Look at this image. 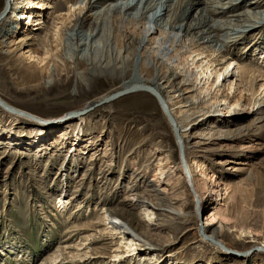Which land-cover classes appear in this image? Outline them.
I'll return each instance as SVG.
<instances>
[{
  "label": "rangeland",
  "instance_id": "1",
  "mask_svg": "<svg viewBox=\"0 0 264 264\" xmlns=\"http://www.w3.org/2000/svg\"><path fill=\"white\" fill-rule=\"evenodd\" d=\"M23 1L0 0L5 18L0 30L9 34L1 41L0 33V97L24 113L13 115L0 106V264H264V112L252 115L243 107L237 109L239 122L246 125L240 133L204 137L206 144L199 146L192 145L193 136L186 138L187 162L195 178L192 186L181 166L172 128L147 91H131L95 105L72 129L76 118L68 113L134 82L132 61L141 24L121 26L117 15L100 14L101 21H115L119 39L130 50L122 68L113 67L112 57L108 58L112 65L104 66L108 26L99 24V45L87 49L86 55V45L73 40V47L79 45L73 50L67 40L81 8L78 0H71L73 7L66 0L30 6L38 24H32L30 16H20ZM198 1L172 0L170 4L176 10L182 3L181 8L190 12ZM251 1L234 0L230 12L221 10L215 19L221 22ZM166 4L157 0L151 11ZM93 5L99 8L100 2L81 13L89 17L83 31L96 25ZM254 6L242 20L232 21L235 25L229 34H224L225 26L219 31V42L227 50L205 51L210 58L224 53L259 71L251 83L243 81L231 90L236 98L242 89L249 104L264 81L260 78L264 73V0ZM150 17L147 12L141 20ZM17 20L28 23V28L9 31ZM29 31L31 38L16 47L18 35L25 38ZM214 45L217 49L218 44ZM27 48L35 49L34 56L43 61L30 60ZM33 71L36 78L30 80ZM220 90L227 92L224 85ZM180 104L174 105L176 111ZM196 106L191 105V111ZM254 117L258 119L253 122ZM186 121L190 125L192 117ZM203 172L214 174L216 190L223 182L224 198L214 200L213 196L208 203ZM135 191L156 208L148 215L142 207H132L135 218L148 229L126 246L128 240L122 234L101 230L99 217L103 204L130 198ZM60 195L68 197L64 207H58ZM210 209L215 213L213 226L220 230L218 239L203 232ZM220 210L226 217L217 214Z\"/></svg>",
  "mask_w": 264,
  "mask_h": 264
},
{
  "label": "bare ground",
  "instance_id": "2",
  "mask_svg": "<svg viewBox=\"0 0 264 264\" xmlns=\"http://www.w3.org/2000/svg\"><path fill=\"white\" fill-rule=\"evenodd\" d=\"M155 1L157 0H136L132 3L123 0H78L77 3L81 4V8L75 16L72 28L67 33V40H69L73 50L79 46L77 44L73 47L72 44L75 43L73 40L79 41L80 45H86L83 53V55H86L85 52H87V49L89 50L92 48V50H95L99 45L98 41L101 38V33L99 34V24L102 23V28L105 25L108 26V33L105 39L107 58L102 60H104V66L114 64L113 67L117 66L122 68L126 61L130 59V50L125 42L119 39V30L113 27L115 21H111V19L107 22L103 20L101 21V19H99L100 14L106 12L109 17L117 15L121 26L126 23L136 24L138 22L141 24L139 31L141 35L137 37L132 61L134 82L129 85L138 83L148 85L162 98L164 106L174 121L173 126L169 121L168 122L174 135L176 133L174 137L176 139L175 143L179 149L181 166L193 186L195 178L191 172L189 163L187 162L186 154L189 152V143L186 141V138L193 136L196 140L193 141L192 145L199 146L201 144H206L202 141L204 137L209 138L218 135H228L232 132L240 133L246 129V125L239 122L238 119L241 112L237 109L243 107L244 112L252 113V115L262 114L264 112V81L260 83L259 91L255 93L252 104H249V102L244 100L241 92L242 89H239V95L236 98L231 94L232 89H238L237 85L239 83H242L243 81L251 83L254 79V74L259 71L248 65L240 64L235 57H224L227 55L224 53L218 58L217 54L215 57L210 58V54H213L218 49L224 48L227 50V46L219 42V31L223 30V26H225L224 30H227L224 34H229L228 30L232 29V25H235L236 22L242 20V16L250 10H253L255 8L254 5L260 0H252L246 9L231 12L226 15L225 20H220L221 22L215 19V14H219L221 10L226 13L230 12L234 0H224L222 3H216L213 0H200L190 12L181 8L182 3H177V5H179L176 10H174L173 4H170L172 0H163V2L167 3L165 8L162 6L156 7L151 11L150 6ZM23 2L24 6L22 8L24 10H21L22 12H20V16L25 17L26 19L30 16L32 24H38L40 22L39 18H34V16H32L33 10H31L30 6L43 7L44 5H49L48 2H45V0H25ZM66 2L71 3L70 7H73L75 4L71 0H66ZM97 2H100V5L98 6L99 8H97L96 5H93L94 7L96 6V9L94 10L92 17L96 25L93 29L83 31L81 28L87 24L89 17L81 13L86 6H90ZM137 4H139V7L134 11L133 9ZM25 10L30 11L27 13ZM68 11L70 12L71 8H68ZM147 12H151V17L149 20H146V22H143L141 17ZM1 14L2 11H0V29L5 22V18ZM199 14L201 17L200 19H197ZM18 22L19 21L17 20L16 23L11 26L12 28L9 27V31L17 30L18 27L22 29L28 28V23L23 22L18 24ZM147 22L148 26H146ZM1 32V41H4L9 34L8 31H4V29L3 31L0 30V33ZM30 34H32V31L27 32L25 38H21V35H18L19 40L16 42V47H19L26 40L30 39L32 36ZM130 39L133 40V38ZM214 44H218L217 49H215L216 47H214ZM29 50L30 49L28 48L25 49L27 52L26 56L30 60H36L37 63L43 61L42 57L34 56L35 49H31V51ZM208 50L211 51V53L205 54V51ZM34 57H36V59ZM109 57L113 58L112 64L108 61ZM118 61L120 62L118 63ZM100 64L103 63L100 62ZM34 65L36 67L42 66L41 64L39 66L38 64ZM232 72L233 74H231ZM31 73L33 75H28V78L33 80L36 78L35 71ZM260 76V78L264 80V73H261ZM223 85L226 86L227 92L225 93L220 90V87ZM126 86L128 85L125 83L119 89ZM144 91H147L154 96L150 91ZM103 97L105 96L92 100L82 108L68 113V116H74L76 118L71 124L73 130L76 129L74 126L77 122L83 120L81 115L94 106L91 108L87 107L94 102L103 99ZM154 98L157 100L155 96ZM0 99V106L9 111L10 114H24L22 111L6 104L1 97ZM181 102L182 104L177 106L176 111L174 105ZM193 104H197V106L191 111L190 107ZM213 108H216V113H219V115L212 112ZM160 109L167 119L161 106ZM189 111H191L190 115H188ZM177 113H181L183 116L177 117ZM191 117L192 122L189 125V122L186 120ZM64 118L65 117H60L58 120H63ZM256 119H258V117L252 118V121L254 122ZM35 120L38 122L43 121L40 119ZM52 122L56 121L48 120L42 123L50 124ZM8 129L9 128L6 127L5 130L7 131ZM232 170L235 169L233 168ZM202 174L203 180L208 181V183L206 182V186L208 187L207 190L210 192L206 197L208 203L212 202L213 196L214 200L224 198L225 187L223 182L219 181L221 188L216 190L212 185L216 182L214 174L210 172H203ZM130 195L132 196L130 198L126 197L118 202L103 204L101 206L102 217H99L101 230L108 233L117 232L122 234V238L124 237V239L126 238L128 240L126 246H130L134 241L137 242L141 239L143 236L141 230L148 229L147 224L145 225L141 220L135 218V215L131 210L132 207L140 206L144 210L143 213H147L148 215L155 213L154 209L156 208V206L150 201L140 199L136 191ZM67 198L68 197L66 196L60 195L58 197V207H64L65 203L68 201ZM199 200L201 201L200 203H202L201 196ZM197 211L198 209L196 210V214ZM207 211L208 214L203 223V232L212 239H218L220 232L219 227L217 228L213 226L215 213H213L211 209ZM217 214L221 217H226V213L223 210L218 211ZM228 249L231 248L227 247V250Z\"/></svg>",
  "mask_w": 264,
  "mask_h": 264
},
{
  "label": "water",
  "instance_id": "3",
  "mask_svg": "<svg viewBox=\"0 0 264 264\" xmlns=\"http://www.w3.org/2000/svg\"><path fill=\"white\" fill-rule=\"evenodd\" d=\"M140 90V89H143V90H148L150 91L158 100V103L160 104L161 108L163 109V111L165 112L166 116H167V119L168 121L170 122V124L173 126L174 125V121H173V118L172 116L170 115V113L167 111L166 107L164 106V103H163V100L162 98L160 97V95H158V93L153 89L151 88L150 86L148 85H145V84H141V83H138V84H131V85H128L122 89H119V90H116L115 92H112L110 94H108L106 97H104L103 99H100L98 100L97 102H94L93 104L89 105L87 108H91L95 105H98L99 103H103L111 98H114L116 96H119L121 94H124V93H127V92H130V91H134V90ZM2 103V102H1ZM176 135V133H175ZM181 152V151H180Z\"/></svg>",
  "mask_w": 264,
  "mask_h": 264
}]
</instances>
